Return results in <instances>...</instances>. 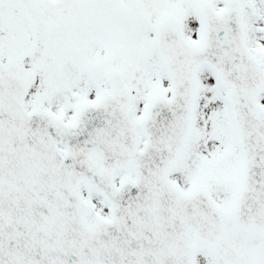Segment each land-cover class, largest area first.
<instances>
[{
    "label": "snow or ice",
    "instance_id": "obj_1",
    "mask_svg": "<svg viewBox=\"0 0 264 264\" xmlns=\"http://www.w3.org/2000/svg\"><path fill=\"white\" fill-rule=\"evenodd\" d=\"M0 264H264V0H0Z\"/></svg>",
    "mask_w": 264,
    "mask_h": 264
}]
</instances>
